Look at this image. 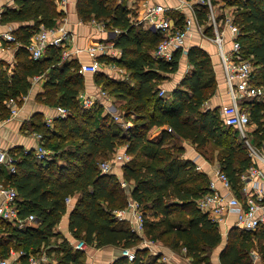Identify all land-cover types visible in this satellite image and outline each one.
Instances as JSON below:
<instances>
[{
	"label": "trees",
	"instance_id": "16d2710c",
	"mask_svg": "<svg viewBox=\"0 0 264 264\" xmlns=\"http://www.w3.org/2000/svg\"><path fill=\"white\" fill-rule=\"evenodd\" d=\"M56 1L16 0L15 7L1 13V19L6 22L32 20V23L12 32L18 40L13 61H0V118L9 116L8 98L21 103L35 74L46 76L43 92L37 99L68 109V115L54 118L52 126L46 125L39 113L32 117L30 124L42 134V143L53 151L52 157L40 160L31 149L12 148L9 152L17 157L15 173L0 169L4 182L13 184L18 191L19 213L36 216V226L23 229L5 223L17 247L36 251L41 244L49 243L53 226L67 210L65 197L70 196L75 201L68 214V226L75 238L96 247L114 244L134 248L132 260L121 255L110 264H173L161 261V255H153L147 246L140 247L141 235L131 229L127 220L113 214V209L122 208L128 199H134L144 216L146 238L160 240L174 250L185 247L192 264H212L209 251L218 245L222 235L217 223L196 205V198L208 187V174L197 170L192 160L182 156V144L166 143L172 136L186 138L208 160L213 158L208 148L216 149L218 164L240 196L239 174L252 161L237 129L224 124L221 108L205 105L217 84L210 55L198 45L190 46L186 55L191 69L170 91L169 97L161 95L160 82L167 73L177 70L180 50L169 61L152 55L160 39L159 31L132 22L130 9L123 0H76V11L82 20L94 18L103 22L105 28L119 29L114 44L121 48V56L98 57L124 66L129 75L126 79L114 78L97 71L94 80L118 98L124 117L128 119L130 112L136 111L130 126L124 130L113 116L101 114L97 101L90 107L80 104L78 94L84 89V76L76 59L62 58L60 48L52 45L42 57L30 56L26 44L39 25H55L64 15L57 9ZM211 1L231 6L233 21L240 29L241 55L253 65L252 82L264 86V0ZM198 5L197 19L211 34L207 5ZM171 13L174 23L181 25L184 14L167 11L168 15ZM241 105L253 124L251 141L261 144L264 103L252 97L242 99ZM156 128H160L158 138L153 136ZM116 144H124L131 156L122 164V179L130 184L128 193L127 185H122L115 173L102 172L98 164L99 158L108 156ZM253 248L264 259V222L252 230L231 227L219 261L254 264ZM52 255L56 262L46 264H88L85 252L73 248L67 240L56 244Z\"/></svg>",
	"mask_w": 264,
	"mask_h": 264
},
{
	"label": "built area",
	"instance_id": "2783aa9c",
	"mask_svg": "<svg viewBox=\"0 0 264 264\" xmlns=\"http://www.w3.org/2000/svg\"><path fill=\"white\" fill-rule=\"evenodd\" d=\"M67 0H57L60 7L64 8ZM176 8L182 10L186 5H191L189 0H177ZM197 4L207 5V22L212 27V33L205 32L204 24L200 23L195 14H184L181 25H176L173 19L167 15V11L172 9L166 3L157 2L148 4L139 21L150 23L152 28L160 33V39L153 51L154 56L161 60L169 61L172 59L173 53L180 50L181 53L187 52L189 48L186 44V36L189 34L192 25L195 24L198 29L209 39L212 40L219 55L223 73L225 86L229 96V102L224 104L221 109V117L224 124L235 127L239 136L244 140L247 147L248 155L251 158V164L242 170L239 174L241 181L240 196L234 192L231 181L228 175L222 171L220 165L213 163L211 175H208V187L196 198V205L200 210L207 213L208 216L218 223H225L227 215L235 214V225L244 229H255L258 224L264 222V142L254 144L250 137V117L248 111L241 105V100L246 98L257 97L264 93V86L257 85L252 82L253 65L241 55V43L238 39L240 32L239 26L233 21L231 6L220 2V6L213 4L211 0H195ZM223 7H222V6ZM1 12V11H0ZM65 15L60 16L55 25L45 26L39 25V28L34 32L26 47L33 58L42 57L47 50V47L52 45L60 48L61 56H69L67 50L68 29L65 26ZM94 22V20H93ZM99 29H105L103 22H97ZM119 29L115 28V32ZM229 34V48H226L227 37ZM1 36L11 42L18 43L15 35L11 31L2 32ZM113 47V41L100 39L93 42L88 48V53L93 56V61L79 66V71L94 72L98 64V55L109 54ZM111 67L117 68L115 62H111ZM120 68V67H118ZM42 74H35L32 80L38 79ZM102 93L105 91L101 90ZM165 89L160 88L159 94H164ZM81 103L84 107H90L93 103L91 95H85L84 92H79ZM207 103V102H205ZM6 104L10 108V115L17 111L16 99L10 97L6 100ZM57 113L54 117L47 116L45 123L50 125L52 119L56 117H66L68 109L64 106L57 105ZM118 117L117 114L114 115ZM9 118V117H7ZM121 118V116H120ZM2 119H0V123ZM126 128L129 127V121L120 122ZM170 129V128H169ZM40 139L34 149V154L37 159L45 160L49 158V149L42 143V134L36 133ZM184 153V152H183ZM182 153V156H183ZM203 157V162L208 161L199 151L197 155ZM129 155L125 150H121L113 155L112 159H103L99 162V168L102 172L111 171L115 162H125ZM197 170L202 171V166L195 162L192 158ZM17 157L9 151L0 149V166L7 168L9 173L16 171ZM218 183L223 187L224 192L218 189ZM121 184L125 185L126 181L121 180ZM18 191L16 187L9 183L0 180V217L9 220L11 224L17 228L23 229L29 226L32 222H36L34 213L21 215L19 206L17 205ZM71 201L70 196L65 197V202L68 204ZM131 208V218L129 220L130 227L133 231L142 235L144 227V216L138 202L132 199L129 202ZM113 214L118 219L127 218V211L124 208H115ZM147 244H151L154 240L144 238ZM89 244L84 239H77L73 242L75 249L86 250ZM185 249V247H183ZM122 255H125L128 260L134 258V251L128 247H123ZM253 259L258 257L256 251L251 250ZM162 259L169 260L168 257L162 256ZM46 261L45 256H39L24 248L19 250H11L6 256L0 257V264H43Z\"/></svg>",
	"mask_w": 264,
	"mask_h": 264
},
{
	"label": "crops",
	"instance_id": "0c3cea01",
	"mask_svg": "<svg viewBox=\"0 0 264 264\" xmlns=\"http://www.w3.org/2000/svg\"><path fill=\"white\" fill-rule=\"evenodd\" d=\"M123 1L126 7L130 9L128 15L132 12H134L135 14V20H133L132 22L136 24H140L143 28H148L152 31L155 30L152 28L150 23L146 21L143 22L139 21L148 4L163 2L166 3L168 6H171L173 11H178V12L180 11L183 14H188V15L195 14L196 8L199 7V5L195 2V0H189L191 5H186L182 10H178L176 8L178 3L177 0H123ZM15 6H16V0H0V11H1L0 12V61L5 60L7 62H12L14 59V51L17 45L15 42H11L4 39L1 36L2 32L5 31L13 32L14 30L18 29L20 26L24 24L32 23V20H28V21L12 20L6 22L1 19L2 11H4L6 8L15 7ZM57 9L62 10L66 17L65 26L69 32L68 40H67V46L69 51L68 58L76 59L80 65L92 62L93 56H91L88 53L87 48L93 43L94 38L104 39L107 40L108 42L113 41V47L110 49L111 53L105 54V56H110L114 58H119L121 56L122 54L121 48L114 44L115 36L117 35L118 32V31L115 32L116 27L113 29L105 28L103 29L105 31L102 32L103 30L99 29V26L96 23V21L99 22L98 20L94 18H90L88 20H82L78 16V13L76 11V0H67L64 8L58 5ZM168 16L173 19L172 13L171 15ZM58 20L59 18L57 19V21ZM196 25L197 24L195 22V24L192 25L189 34H187L185 38L186 44L188 47L192 45H198L204 48L210 55L217 84H216L215 93L208 99L207 102L209 106H219L221 108L224 104H227L229 102V96L227 93V88L225 86L223 68L219 55L217 53V47L212 40H209L202 33V31L197 28ZM203 30L205 31V29ZM226 37L227 39H229L228 32L226 33ZM229 46H230V42L227 41L226 48H229ZM153 51H151V54L153 53ZM186 53L187 52L181 53L177 70L173 73H167V77L162 79V81L160 82L161 88H164L166 91L170 92L177 85L178 81L191 69V64L187 59ZM98 56L97 58L99 62L97 64L96 71L83 73L84 89H82L81 91L84 92L85 95H91L93 97L94 101L92 104H94V102L96 101L99 104H102V106L104 107L102 109L103 113L109 112L114 117V115L117 114L116 113L117 107L115 103H113L114 100L112 101L108 99L109 93L105 89H103L101 85L95 82L94 74L97 71H103L111 77L120 78L123 76L127 77L129 75V70L124 66L118 65L113 60L108 62L105 60H100ZM111 62H115L116 65L120 68L111 67L110 64ZM45 78L46 76L43 74L40 78L35 80H32L31 77V86L29 87L27 93L21 97V103L18 104L16 101L17 103L16 113L8 116L9 118L7 117L0 118L2 119V122L0 123V149H4L7 151L11 150L12 148L16 150L22 149L24 151L31 149L34 152L35 146L40 140L37 137L36 133H40V132L35 131L30 124L33 115L35 113L41 114L42 120L45 123V119L47 116L54 117L57 113V108H56L57 105L55 106L49 105L37 99V96L43 92L44 89L43 83L45 81ZM101 90L105 91V93H102ZM169 95H167V97ZM78 99L80 104H82L81 103L82 99L79 94H78ZM106 99L108 103H105ZM53 120L54 118L52 119V123ZM52 123L50 125H52ZM129 123L131 124L130 121ZM251 125H250V130H252L253 128V126ZM159 131L160 128H156L154 130L155 132L153 135L154 138L159 137L160 135ZM175 141H179V144L183 145L184 153L183 152L182 153L184 157L190 160H192V158H195V162L201 164L202 171L206 172L208 175H211L213 163L217 162L216 156H214L211 160L207 159L208 161L203 162V157L196 156L198 150L188 139L172 136L166 141V143L175 144L176 143ZM121 150L123 151L125 150V145L122 147ZM127 154L129 155V153ZM130 157L131 156L129 155V158ZM122 163L115 162L111 169V172L115 173V175L120 179V181L123 180L122 179L123 172L121 168L122 165L120 166V164ZM0 169L7 171V168L3 165L0 166ZM0 180L3 181L5 180L3 175L2 177H0ZM125 185H127V183ZM218 189L224 192L223 187L219 183H218ZM131 200L132 199H128L126 206L122 207L127 211L126 212L127 218H125V220H127L128 222L131 218V208H129V202ZM20 202L21 200L19 197L17 204ZM69 206L71 207H67V210L60 216L59 221L53 226L54 234L49 237V243L41 244L38 250L36 251L28 250L39 256H45L46 261H44L43 264H46L48 262H52V263L56 262V261L53 262L51 260L52 256H54L52 254H53V248L56 246V244H58L62 240H67L73 246V242L77 240V238H75L70 232L68 226V214L70 209L72 208V205L69 204ZM1 220H3V218L0 217V257L8 255L11 250L20 249L19 247H17V243L15 242V239L10 234L11 229H9L5 224L6 222H9V220L4 219L3 220L4 222H1ZM36 224L37 222L34 221L30 225L36 226ZM217 225L219 231L221 232L222 239L217 245L216 252L214 253V257L212 259V264H221L219 261V253L226 243V238L229 229L233 226L236 227L235 214L233 213L228 214L225 223H218ZM10 226H14V225L11 224ZM144 238H146V236H144V232H142L139 246L140 247L147 246L151 253L160 254V252L161 253L163 252L162 256L164 255L168 257L169 262L173 264H192V259L189 255L186 254V250L183 249V246L179 250H174L160 240L154 241L151 244H147ZM121 250L122 247L119 245L105 244L99 247H96L94 245H89L88 248L83 251L85 252L86 262L88 264H110L112 261H114L116 258L122 255ZM131 250L134 251V248ZM252 250L256 251L258 254V257L256 259H253L254 264H264V259H262L258 251L254 248Z\"/></svg>",
	"mask_w": 264,
	"mask_h": 264
},
{
	"label": "rangeland",
	"instance_id": "374dc122",
	"mask_svg": "<svg viewBox=\"0 0 264 264\" xmlns=\"http://www.w3.org/2000/svg\"><path fill=\"white\" fill-rule=\"evenodd\" d=\"M56 5L58 6V3H57V1H56ZM218 6H219V4H218ZM129 17H130V19H131V21H133V20H135V14H134V12H132V13H130L129 14ZM101 31V30H100ZM105 30H103L102 32H104ZM98 39H100V38H94L93 39V42H96ZM227 41L229 42V40L227 39ZM67 50H68V46H67ZM152 55H153V53H152ZM62 57V56H61ZM69 56H67V57H62V58H64V59H67ZM87 73V72H86ZM125 79H126V77H125ZM129 79V78H128ZM130 82L132 83V80H130ZM81 92V91H80ZM169 91H166L165 90V92H164V94H162V95H165V96H167V95H169ZM169 97V96H168ZM108 99H110V100H114V102L113 103H115V105H116V107H117V109H116V113H117V115H118V117L117 118H115V116L113 117V119L115 120V121H117L118 123H119V125L120 126H122V129H124L125 130V126H123L120 122L121 121H126V120H132V117H134L135 116V112L134 111H132V112H130V114H129V118L127 119L126 117H124V116H122V114L121 113H123V110L122 109H120L118 106H119V100H118V98H116L115 96H112V95H110L109 94V97H108ZM257 100H260L262 103H264V93H262V94H260L259 96H257ZM105 103H108V101H107V99H106V101H105ZM82 105V104H81ZM205 105H208V102L207 103H205ZM83 106V105H82ZM84 107V106H83ZM104 107L102 106V104H100V109H101V114H106V113H103L102 112V109H103ZM107 114L108 115H111V113H109V112H107ZM120 114V115H119ZM67 115H68V113H67ZM66 115V116H67ZM112 116V115H111ZM120 116H121V118H120ZM57 118V117H56ZM131 122V121H130ZM252 124V123H251ZM48 126H52V125H48ZM130 126V125H129ZM251 126H253V124L251 125ZM155 133V132H154ZM239 140H240V142H241V144L244 146L245 145V142H244V140H242L241 138H239ZM176 143L175 144H179V141H175ZM124 146V144H116L115 145V148H114V150L113 151H111V153L108 155V156H101L100 158H99V160H98V162H100L101 160H103V159H112L113 158V155L115 154V153H118V152H120L121 151V149H122V147ZM49 148V147H48ZM208 152L214 157L215 155H216V153H217V151H216V149H211V148H208ZM52 154H53V151H51V149L49 148V158L50 157H52ZM131 158V157H130ZM130 158L129 159H127L126 161H129L130 160ZM60 161L62 162H64V159H60ZM124 163V162H123ZM122 163V164H123ZM99 164V163H98ZM122 164H120V166L122 165ZM121 168H122V166H121ZM130 184H129V182H128V184H127V186H126V193H128V189H127V187L129 186ZM74 201L75 200H73L72 199V201H70V205H72V207H73V205H74ZM69 204H68V206L67 207H71V206H69ZM216 249H217V246L216 247H214L213 249H211L210 251H209V256H210V260H211V263H212V259H213V257H214V253L216 252ZM153 254V253H152ZM162 254H163V252L161 253L160 252V254L159 255H161L162 256ZM164 254H167V253H164ZM153 255H157V254H153ZM161 256H160V260L161 261H163V262H166V263H170L169 262V260H164V259H162L161 258ZM51 260L54 262V261H56V257L55 256H52V258H51Z\"/></svg>",
	"mask_w": 264,
	"mask_h": 264
}]
</instances>
